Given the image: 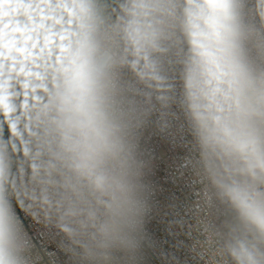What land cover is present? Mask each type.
Here are the masks:
<instances>
[{"label":"built area","instance_id":"2783aa9c","mask_svg":"<svg viewBox=\"0 0 264 264\" xmlns=\"http://www.w3.org/2000/svg\"><path fill=\"white\" fill-rule=\"evenodd\" d=\"M66 14L86 47L101 24ZM16 30L0 23V50ZM55 82L0 62V118L13 126ZM253 188L264 0H131L0 147L25 264H238L264 232L225 191L264 223ZM114 193L128 212L101 234Z\"/></svg>","mask_w":264,"mask_h":264},{"label":"rangeland","instance_id":"374dc122","mask_svg":"<svg viewBox=\"0 0 264 264\" xmlns=\"http://www.w3.org/2000/svg\"><path fill=\"white\" fill-rule=\"evenodd\" d=\"M108 0H0V23L7 25L38 26L45 30L48 35H56V38L48 36L49 42L53 47L64 46V37L71 39L76 53L81 49L79 35L81 29L68 18L66 13H74L81 17L82 22L87 24L90 29L102 25L107 18L114 12L115 7L106 9ZM10 7L5 9L4 5ZM7 12V15L5 13ZM99 26V28L101 27ZM67 67V66H66ZM60 69L55 75L57 79L61 72ZM39 70H37V73ZM12 128V126H10Z\"/></svg>","mask_w":264,"mask_h":264},{"label":"trees","instance_id":"16d2710c","mask_svg":"<svg viewBox=\"0 0 264 264\" xmlns=\"http://www.w3.org/2000/svg\"><path fill=\"white\" fill-rule=\"evenodd\" d=\"M119 1L122 0H108L106 9L115 7ZM16 28L14 35L0 50V62L16 75L31 74L49 79L60 69L66 68L85 48L81 47L79 53H76L71 39L67 37H64V46L55 48L49 42L48 36L52 38L57 36L48 35L43 28L32 25H16ZM10 129V126L0 118V141Z\"/></svg>","mask_w":264,"mask_h":264},{"label":"clouds","instance_id":"9594fccd","mask_svg":"<svg viewBox=\"0 0 264 264\" xmlns=\"http://www.w3.org/2000/svg\"><path fill=\"white\" fill-rule=\"evenodd\" d=\"M4 7L7 9L10 6L5 4ZM225 195L238 210L242 209V214L246 216L249 223H252L257 230L264 232V223L256 219L255 208L250 209L244 205L239 195L233 190H226ZM251 195L259 208L264 209V193L253 188ZM99 207L102 210L101 214L106 217L100 222L101 234L107 227L122 224L128 212L122 197L118 193L111 195L107 203L100 204ZM237 259L238 264H264V253L254 251L253 254H245ZM0 264H25L19 255L18 230L14 218L2 200H0Z\"/></svg>","mask_w":264,"mask_h":264},{"label":"water","instance_id":"95a60500","mask_svg":"<svg viewBox=\"0 0 264 264\" xmlns=\"http://www.w3.org/2000/svg\"><path fill=\"white\" fill-rule=\"evenodd\" d=\"M131 0H123L118 7L114 10V12L107 18V20L101 25L98 31L95 33L92 40L89 44L76 56V58L63 70L61 75L58 77L56 82L50 87L43 96L35 103L9 130V132L2 138L0 141V147L8 140L11 134L15 131L16 128L26 119V117L40 104V102L49 94L53 87H55L63 77L71 70V68L78 62V60L83 56V54L94 44L97 38L101 35V33L105 30V28L117 17V15L123 10L127 3ZM247 249V247H246Z\"/></svg>","mask_w":264,"mask_h":264}]
</instances>
